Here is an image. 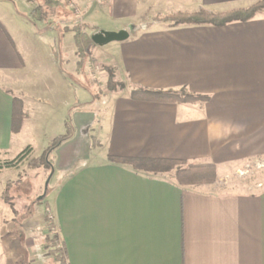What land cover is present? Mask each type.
Masks as SVG:
<instances>
[{"label": "crops", "instance_id": "1", "mask_svg": "<svg viewBox=\"0 0 264 264\" xmlns=\"http://www.w3.org/2000/svg\"><path fill=\"white\" fill-rule=\"evenodd\" d=\"M257 1L56 0L57 26H48L31 17L32 0L29 11L0 0V151L34 152L37 139L43 152L67 119L74 126L54 151L47 197L68 264H264V9L222 26L157 20ZM78 24L92 41L111 34L90 53L123 89L94 98L79 86L88 64L74 32L59 33ZM139 88L184 89L199 99L134 98ZM15 98L28 114L17 133ZM110 156L212 163L217 180L181 185ZM255 165L260 178L232 179L254 174ZM20 261L17 254L4 263Z\"/></svg>", "mask_w": 264, "mask_h": 264}, {"label": "rangeland", "instance_id": "2", "mask_svg": "<svg viewBox=\"0 0 264 264\" xmlns=\"http://www.w3.org/2000/svg\"><path fill=\"white\" fill-rule=\"evenodd\" d=\"M15 1L20 10H30V3L27 2L28 0ZM32 1L35 6L36 16L31 13V17L35 19V21L42 22L45 25L57 26L55 19L58 18L59 14L55 6L56 0ZM222 12L226 11L214 13ZM165 18L166 17H157V20L165 25H173L172 21L165 20ZM78 25H81L83 30H85L84 25ZM61 28H63V26ZM31 52L34 54L33 48H31ZM85 61L83 60L82 63L85 62L86 65L88 64L90 74L88 76H82L79 71V86L81 87L83 83L93 93L94 98H101L102 95L110 93L108 82L110 73L114 74L113 68L97 63L91 56V53ZM114 79L119 81L115 78V75ZM80 87L79 90H81ZM121 89L123 88L117 90ZM72 127L74 129L73 124ZM23 142L24 141H21L20 144H23ZM20 144L18 147L22 146ZM99 144V141L94 140V146L97 147ZM33 146L35 147L34 152L31 149L26 153L18 166L4 168L0 171V194L5 190L7 182H12V188L8 193V195L12 196V207L0 196V264H5L8 260L16 258L17 254L20 256L21 264H51L52 257L46 254L48 251L46 248V240L48 237L51 238L56 235L59 241H62L58 233L54 213L47 203V197L54 183L56 184L54 179L55 169L49 180L52 173L50 168L45 166L32 168L29 166V162L32 163L43 153L40 140L35 139ZM17 155L18 153H14V150L11 151L10 154L0 151V163L12 160ZM255 167L254 174H251L252 172L239 171L237 175H233L232 179L236 181L239 179L260 178L262 166L255 165ZM167 173L177 181L175 170ZM225 180L229 179L226 178ZM225 180H223L224 183ZM224 183L221 184L219 190L228 188ZM48 219L55 223V228L53 230L49 228L50 224Z\"/></svg>", "mask_w": 264, "mask_h": 264}, {"label": "trees", "instance_id": "3", "mask_svg": "<svg viewBox=\"0 0 264 264\" xmlns=\"http://www.w3.org/2000/svg\"><path fill=\"white\" fill-rule=\"evenodd\" d=\"M264 9V0H259L248 8H238L222 13H214L207 9H199L192 13H177L167 16L165 20L173 22L174 26L182 24H211L215 26H222L234 21H248L254 18L261 10ZM32 14L36 16L34 9ZM73 31L75 34V42L77 45V53L81 62L87 60L90 56V47L93 44L91 38L85 33L81 25L72 27H63L59 29V33ZM122 81H116L114 74L110 73L108 82L109 91L113 92L117 89L124 88ZM132 96L137 99H146L161 102H196L199 99L198 95L191 94L182 90H148L135 89L132 91ZM28 114L25 112L23 102L19 98L14 100V112L12 121V131L17 133L21 130ZM67 130L64 134L56 136L43 151L42 155L35 159L29 166L37 168L45 166L54 168V151L61 146L66 140L70 139L74 133V129L69 119L66 122ZM31 150V147H26L14 159L0 163V171L4 168H12L18 166L26 153ZM109 160L118 163H124L132 166L136 170L152 171L155 173H167L175 170V177L177 183L181 185H198L204 183H212L217 180L216 167L212 163H190L183 160L176 159H141V158H127L110 156ZM12 188V182L8 181L5 190L0 194L1 198L11 207L12 196L8 195ZM50 230L55 228V223L48 219ZM47 255L59 264H68V253L64 241H59L58 237L54 235L46 240Z\"/></svg>", "mask_w": 264, "mask_h": 264}, {"label": "water", "instance_id": "4", "mask_svg": "<svg viewBox=\"0 0 264 264\" xmlns=\"http://www.w3.org/2000/svg\"><path fill=\"white\" fill-rule=\"evenodd\" d=\"M108 36L110 37L111 34H109ZM108 36L107 35H104V34L95 35V36H93V41L96 42V43H102L103 40H108ZM53 172H54V168L52 169V173H51V175L49 177V180H50ZM49 180H48V183H49Z\"/></svg>", "mask_w": 264, "mask_h": 264}, {"label": "built area", "instance_id": "5", "mask_svg": "<svg viewBox=\"0 0 264 264\" xmlns=\"http://www.w3.org/2000/svg\"><path fill=\"white\" fill-rule=\"evenodd\" d=\"M78 13H79V12L77 11V13H76V14L78 15Z\"/></svg>", "mask_w": 264, "mask_h": 264}]
</instances>
